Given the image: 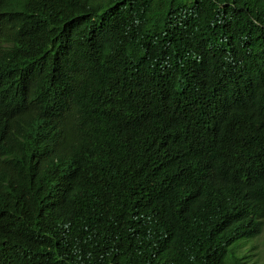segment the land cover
I'll return each instance as SVG.
<instances>
[{"label":"trees","instance_id":"1","mask_svg":"<svg viewBox=\"0 0 264 264\" xmlns=\"http://www.w3.org/2000/svg\"><path fill=\"white\" fill-rule=\"evenodd\" d=\"M264 224V0H0V264H249Z\"/></svg>","mask_w":264,"mask_h":264},{"label":"rangeland","instance_id":"2","mask_svg":"<svg viewBox=\"0 0 264 264\" xmlns=\"http://www.w3.org/2000/svg\"><path fill=\"white\" fill-rule=\"evenodd\" d=\"M237 256H250L249 264H264V224L261 233L254 239L248 240L236 252Z\"/></svg>","mask_w":264,"mask_h":264}]
</instances>
